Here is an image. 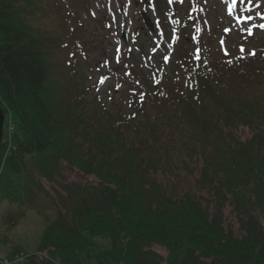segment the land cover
I'll list each match as a JSON object with an SVG mask.
<instances>
[{"label": "trees", "instance_id": "1", "mask_svg": "<svg viewBox=\"0 0 264 264\" xmlns=\"http://www.w3.org/2000/svg\"><path fill=\"white\" fill-rule=\"evenodd\" d=\"M59 1L0 0V107L15 122L0 144V210L21 217L41 197L53 207L35 250L8 259L264 264V47L215 64L197 38L177 53L179 76L124 64L127 106L114 111L84 86L79 21ZM63 164L95 182L67 183ZM180 168L197 194L167 192L162 175ZM225 207L237 232L223 225Z\"/></svg>", "mask_w": 264, "mask_h": 264}, {"label": "rangeland", "instance_id": "2", "mask_svg": "<svg viewBox=\"0 0 264 264\" xmlns=\"http://www.w3.org/2000/svg\"><path fill=\"white\" fill-rule=\"evenodd\" d=\"M62 1L69 4L79 21L76 35L87 54L86 58H79L84 86L99 92L105 106L114 111L127 106L128 83L121 80V77H127L124 64L129 65L130 71L150 79L160 76L161 70L165 69L166 74L170 75L171 71L179 76L180 56L177 53L182 44L185 48L196 47L197 38L207 47L209 58L215 64L241 48L257 51L264 47V0H61L59 3ZM144 19L150 27L145 25ZM183 51L181 57L186 54V50ZM65 75L69 76L68 73ZM4 117L3 134L9 139L15 122L11 113ZM236 135L244 139L249 136V131L241 127ZM177 158L173 157L174 162ZM62 167L67 183L95 182L94 178L73 167L66 164ZM178 173V176L162 175L167 192L175 196L184 192L197 194L194 173L182 168ZM45 186L50 190L48 184ZM48 192L54 199L55 193H63ZM37 201L31 209L23 211L21 217L22 211L18 207L2 206L0 264H20V257L8 259L14 247L27 252L35 250L48 222L47 216L50 218L53 212L49 200L41 197ZM17 217L19 220L10 226L9 218ZM223 218L224 227L230 226L237 232V223L229 207H225ZM261 224L264 230V221ZM82 261L89 264L85 258Z\"/></svg>", "mask_w": 264, "mask_h": 264}, {"label": "water", "instance_id": "3", "mask_svg": "<svg viewBox=\"0 0 264 264\" xmlns=\"http://www.w3.org/2000/svg\"><path fill=\"white\" fill-rule=\"evenodd\" d=\"M144 23L146 26L150 27L148 20L144 19ZM124 37H125V34L122 32V38L124 39ZM3 122H4V113L0 107V144L2 140V134H3ZM0 165H1V159H0Z\"/></svg>", "mask_w": 264, "mask_h": 264}, {"label": "snow or ice", "instance_id": "4", "mask_svg": "<svg viewBox=\"0 0 264 264\" xmlns=\"http://www.w3.org/2000/svg\"><path fill=\"white\" fill-rule=\"evenodd\" d=\"M241 52H243V48H241ZM254 54H255V50H253L251 53H249V55H254Z\"/></svg>", "mask_w": 264, "mask_h": 264}]
</instances>
